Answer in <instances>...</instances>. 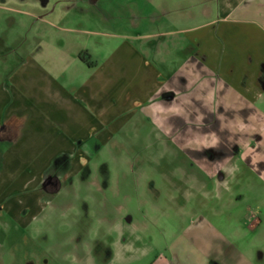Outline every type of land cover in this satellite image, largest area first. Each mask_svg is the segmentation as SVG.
Here are the masks:
<instances>
[{
  "label": "rangeland",
  "instance_id": "1",
  "mask_svg": "<svg viewBox=\"0 0 264 264\" xmlns=\"http://www.w3.org/2000/svg\"><path fill=\"white\" fill-rule=\"evenodd\" d=\"M132 1L0 0V144L29 141L34 150L38 136L53 133L46 145L59 139L88 144L87 165L73 169L67 161L70 174L58 188L45 182L47 201L28 228L0 209V264H69L68 252L81 260L90 254L94 264H114L120 252L125 264H198L215 230L236 226L249 208L248 182L257 185L260 178L264 111L198 69L193 59L185 65L178 54H162L155 63L144 47L163 44L165 50L173 41L144 40L153 30L147 22L128 27L135 15L119 9ZM81 50L94 53L99 69L122 54L133 66L142 60L154 64L166 79L150 99L160 106L156 114L146 106L105 124L94 121L90 137L74 139L70 103L83 102L88 83L75 65L74 53ZM166 92L172 95L168 100L162 97ZM57 104L60 121H46L44 109ZM213 140L216 146L208 147ZM14 154H2L0 167L15 170L29 160V172H36L40 155ZM51 165L67 172L58 169L59 160ZM33 186L12 185L9 197L22 199ZM114 224L118 228L111 230Z\"/></svg>",
  "mask_w": 264,
  "mask_h": 264
},
{
  "label": "crops",
  "instance_id": "2",
  "mask_svg": "<svg viewBox=\"0 0 264 264\" xmlns=\"http://www.w3.org/2000/svg\"><path fill=\"white\" fill-rule=\"evenodd\" d=\"M119 10L135 15L131 22L128 20V27L137 29L144 22L152 25L153 30L144 34V40L164 36L172 39L173 43L165 50L162 49L163 44L151 49L147 42L148 46L144 48L154 62L162 54H178L185 60V65L193 59V65H197L198 69L200 67L209 72L214 80L241 92L252 102L257 101L264 111V0H135ZM164 19L166 23L160 25ZM157 23L160 26L158 29L155 27ZM74 55L75 65L88 75V83L83 87V102L70 103L74 113L69 114L67 121L75 123L72 132L74 139H86L92 132L89 123L94 121L105 124L112 116L135 109L141 113L146 106L149 114H156L160 106L150 99L166 79L154 64L145 60L143 63L142 60V66H133L122 59L125 58L122 54L115 63L104 65L103 70L93 60L96 58L91 50L75 51ZM83 55L88 62L80 58ZM129 73L134 74L132 79ZM99 74L102 78H98ZM162 97L168 100L172 95L166 92ZM48 110L50 115L47 114ZM60 110L57 104L51 110L44 109L47 116H42L46 121L58 122ZM260 117V178L257 185L248 182V196L245 198L250 204L249 208L241 211L239 219L235 220L240 227L230 225L225 233L215 230V241L202 245L206 259L203 258L198 264H209L207 258L210 257L214 264H264V113ZM76 123L82 124L76 126ZM54 135L38 136L34 150L29 149V141L19 146L13 145L10 140L0 144V159L3 158L2 154L8 157L7 154L16 152L20 155H40L34 173L29 172L32 167L29 160L22 162L15 170L0 167V209L21 228L31 225L36 209L47 201L45 182L54 181L50 184L58 188L69 177L70 169L65 166L67 161L76 169L80 166V158L85 159L88 155L87 143L72 144L59 139L53 146L46 145L55 139ZM10 136L7 134L6 137ZM54 159L61 164L58 169L64 167L67 172H55L51 165ZM12 185L21 190L34 185V189L22 199H15L9 197ZM57 188L50 191L55 192ZM237 202L235 200V204Z\"/></svg>",
  "mask_w": 264,
  "mask_h": 264
},
{
  "label": "clouds",
  "instance_id": "3",
  "mask_svg": "<svg viewBox=\"0 0 264 264\" xmlns=\"http://www.w3.org/2000/svg\"><path fill=\"white\" fill-rule=\"evenodd\" d=\"M199 120H203V116L198 117ZM240 123H243V120H240ZM218 141L213 140L211 143H209L208 147H215L216 143ZM80 164L81 165H87V160H85L83 157L80 158ZM235 171H238V169H235ZM118 228V225H112L111 230H116ZM64 259L69 262V264H94L93 257L89 254L86 255V257L81 260L74 252H68L65 254ZM114 264H125V257L123 255V252L117 253L115 257Z\"/></svg>",
  "mask_w": 264,
  "mask_h": 264
}]
</instances>
